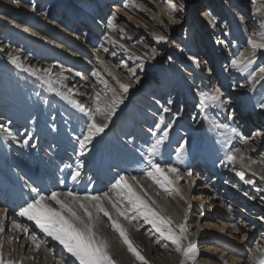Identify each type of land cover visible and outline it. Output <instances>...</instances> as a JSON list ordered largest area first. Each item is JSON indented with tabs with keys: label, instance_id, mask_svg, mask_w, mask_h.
Returning a JSON list of instances; mask_svg holds the SVG:
<instances>
[{
	"label": "bare ground",
	"instance_id": "bare-ground-1",
	"mask_svg": "<svg viewBox=\"0 0 264 264\" xmlns=\"http://www.w3.org/2000/svg\"><path fill=\"white\" fill-rule=\"evenodd\" d=\"M59 1L61 0H19L18 3L14 0H1L0 2V12L9 14L15 19L8 22L0 14V49H2L0 51V64L13 68L12 73L9 71L2 73L0 70V114H6V116L0 117V126L8 127L16 137L14 140L12 138L5 139L6 134L0 131V210L6 211L7 215L4 221L5 231L0 233V242L3 244L2 251L5 261L12 260L15 264H65L70 259L67 253L63 252L62 248L50 237H45L33 222L15 217V211L33 196L30 191L31 188L35 187L45 194L51 191L71 190L80 196L86 194L102 195L107 192L113 199H116V191L112 189V183H114L117 175H125L137 177L138 184H133L134 190L160 216L171 220L173 226L186 223L188 238L196 244L198 249V256L195 261H189V264H248V261L245 263L243 258L248 256L246 251L251 248L246 245L244 250H240L239 248L242 247H240L239 239H234L233 234L228 233L230 231L225 234L226 228L222 227L221 224L218 226L211 225L205 218L212 208H216L221 211L220 218L222 215L227 222L233 224V231L243 233L249 223L253 224L255 228L258 227V224H262L264 227V219H261L264 217V200L261 199L264 197V180L261 179L264 176V149L263 146L259 147L260 140L264 137V117L260 115L262 110L257 107L258 103L264 102V95L260 98L259 93V90L264 87V74L257 71L259 67H264V49L256 51L254 63L244 72L231 66V60L239 53H243V58L251 56L252 49L248 45L249 39L256 43H264V37L261 35L264 29L260 28L261 21H264V0H255V3L253 0H219L224 9H222L224 13L223 23L219 20L221 15L214 14L213 10L209 8L210 6L201 13L200 19L209 42L212 43L214 37L220 36L216 41L217 44L212 47L214 49L212 52L219 63L217 69L222 75L220 80L222 85L220 86L225 84L229 87V97L225 100L226 104L223 109L211 105L204 110L199 108L201 126L196 120H188L185 116L173 115L172 111L169 113L162 112L161 106L172 108L173 105L170 98L165 97L164 99L163 91L171 92L173 94L171 96L175 97L182 95V99H187L188 104L191 99H196L199 102L195 95L197 88L205 91H214L218 88L212 87V83H209L208 80L203 82L201 78H198L197 83L186 82L188 87L183 88L181 85L178 86L179 79L172 72H169L165 75L166 77L161 78L164 82L157 88L156 99L154 97L147 98L143 95L139 98L141 99L139 100L140 103L145 101L144 105L147 106L145 108L135 106L134 103L131 106L130 101L136 96L135 89L132 87L124 104L118 109L117 115L109 123V127L90 146L92 151L83 157H79L83 161L84 167L81 170L82 174L78 183H73L68 178L71 169L65 168V165L75 167L78 145L74 137L81 135L86 117L67 101L61 99L54 92H50L46 85L15 69L8 61L9 54L19 56L22 63L33 68H50L52 70L50 78L54 81V86L62 92L71 89L74 94L72 99L84 104L85 107L95 108V95L99 93L102 98L101 107H103L104 102L111 99L113 90L117 95H120L119 83H130L128 75L139 62H134L129 59V56L134 55L147 59L151 54L153 55L152 44L143 40L137 32H131L129 25H126L125 20L122 21L121 18H124L126 14L130 22L134 23L135 20L132 16L134 15L141 21L150 24L153 34H155L153 31L158 34L166 33L167 38L170 37V28L159 13L156 15L151 13V9L145 5L143 0H121L120 4H113L111 6L113 13L110 14L109 12L111 17L113 15L116 17L112 28L107 25L108 19L98 21L103 18L106 4L100 0H72L74 9L71 11L64 10L62 13L66 15L64 17L66 18L65 23L59 24V19L57 21L54 18L57 10L53 11V7ZM156 1H158L159 12L168 16L176 14L169 13L168 4L171 3L169 0L166 3H162L164 0ZM99 3L102 4V7ZM185 3L189 4L188 1ZM9 5H12V8ZM32 5L36 7L41 5L40 14H33ZM90 11L92 12L91 17H95V20H92V24H84L85 26L90 25L89 31L82 33L80 28L84 26L83 21L78 19L77 15L82 14L87 17L86 13ZM75 17L77 18L76 22L69 23V18ZM209 19L213 20L215 27L208 22ZM241 19L251 22L249 33H238L237 24L242 21ZM27 22L31 23L32 26L25 24ZM93 22L99 29L97 27L95 29ZM74 24L75 28L72 27ZM221 28L225 31L224 34L220 31ZM99 32L102 35L100 41ZM41 34H47L49 38H43ZM228 36L229 38H227ZM231 36L234 37L235 44L229 49L230 62L225 63V54L222 55L224 52L220 50L219 46L225 44L231 39ZM236 36H240V38L236 39ZM8 41L10 42L7 43ZM112 41L116 43L113 44ZM16 42L20 44L18 49L13 44ZM121 44L124 45L127 52L119 47ZM143 51L147 52V55ZM159 54L158 51L155 52L156 57ZM162 54H160L161 57ZM160 56L158 60L161 58ZM97 57L103 60L104 64L97 63ZM105 58L109 61H105ZM116 60L119 61L118 67L113 63ZM156 63L145 64L148 76L156 72ZM118 68L122 69V73L126 72L122 78V73L117 71ZM89 69L93 70L91 77L88 76ZM253 71H256V81L258 82H250L245 79ZM76 72L81 73V76H76ZM61 75L64 77L63 83L57 79ZM105 83L107 88H105ZM255 84L257 85L256 90L254 89L255 91L252 92V87ZM233 96L234 100L236 98L237 101H232L233 98L231 99V97ZM169 101L172 102L171 105H169ZM245 102L253 105L252 108H254L253 111L256 116L254 118H261L255 123L257 126L263 127L255 133L258 141L254 144H250L244 137L245 135H242L247 133L248 129L244 133L239 132L238 136L232 135L224 129H218L214 126L207 116L209 115L207 112L214 111L226 118L228 108H235L237 105L241 107ZM14 107L21 109L22 112L31 108L36 110L34 118L31 120L32 123H30L31 131H21L22 127L15 126L13 122L9 123V120L14 116ZM137 111L143 112L144 115L139 116ZM126 114L132 116L129 118L132 119L129 126L135 131V139L130 135L120 133V126H117L124 118L123 116H129ZM160 115H164L166 123H172L169 137L162 148L166 149V146H171L170 150L172 149L173 153L171 156H167L171 157V162L169 159L168 162L164 158L162 159V156L157 157V159L162 165L172 164L178 167L181 174V179L172 185L171 195L144 175L145 166L140 154L146 149V145L143 144L152 141L151 132L155 130L159 134V130L155 129V124ZM8 117L9 119L6 121L5 119ZM19 117H21V113ZM46 119L50 120L46 122ZM97 119L99 122L100 118ZM230 123L233 126L237 121L235 123L231 120ZM163 127L164 125H161V128ZM33 131H36L35 136L32 134ZM171 131H181L183 138L181 134H178L180 136L171 135ZM222 132L224 137L231 136L230 149H240L236 153L238 162L235 164L224 161V150L221 144V140L224 138L221 136ZM204 133H206L204 141L209 138L208 145H210L213 154L211 152V156H209L204 152L199 158L197 144L203 139ZM29 134H31L29 141L32 140L35 144L39 143L43 139L42 137L55 140V143L59 145V150L54 149L58 153L63 148L67 149L68 152H71L70 156L65 154L61 158L59 156L56 159L47 158L45 155L40 154V156L34 152L32 146L28 150L29 153L25 154L24 151L28 145H24L23 141L28 139ZM173 137L176 138L170 144L169 140ZM141 139L143 140L140 141ZM185 139L188 141V145L182 159L186 158L187 160L182 164V159H176L175 150ZM245 141L247 142L245 143ZM49 144L52 147L51 142ZM205 151H208V146ZM164 152L166 155V151ZM239 157H243V161H240ZM88 164H90L89 168H87ZM193 167L198 170L193 171ZM207 167H209L208 170ZM188 171L192 173L190 177L186 175ZM237 172L244 174L243 180L240 179ZM171 178L169 176V179ZM61 179H63V183H61ZM210 179L214 180V183H211ZM246 180H252L253 183L247 184L245 183ZM145 192L147 193L146 196L144 195ZM197 196L198 198H196ZM105 204L107 207H111L106 202ZM195 204L198 206V210L207 214L203 218L207 223L202 228L199 225L194 228L189 224ZM133 214L130 213V215ZM14 218L28 227V235L12 227L11 222ZM241 219L244 224L239 226L238 222ZM123 223L128 229L130 238L134 241L135 246L141 250V254L148 261V264H180L181 256L175 251V246L168 241L160 240L159 234L152 230L151 225L145 224L142 219L135 220L132 224H128L127 221H123ZM201 230L204 236L202 240V237L198 236L199 231L201 234ZM254 230L252 228L250 234ZM100 232L110 240L111 252L117 264H140L127 251L126 246L121 243L118 234L108 226L106 217H102ZM32 234H35L39 240L45 241L39 251H36L34 244L29 239ZM205 238L207 239L206 245L198 248L200 242ZM248 238L249 236H247ZM158 240L159 243H157ZM164 244L168 246L163 247ZM257 248H259V252L256 251ZM252 250L256 255L264 254V242Z\"/></svg>",
	"mask_w": 264,
	"mask_h": 264
},
{
	"label": "snow or ice",
	"instance_id": "snow-or-ice-1",
	"mask_svg": "<svg viewBox=\"0 0 264 264\" xmlns=\"http://www.w3.org/2000/svg\"><path fill=\"white\" fill-rule=\"evenodd\" d=\"M18 3L19 0H14ZM255 3V0H253ZM127 7V5H125ZM187 7L185 0H178L177 2L169 3V13H176L178 10L182 11ZM32 10H36V6L32 5ZM170 19H178L170 15ZM116 19L115 15L110 17L107 21L109 28L113 27V22ZM215 27L212 19L208 21ZM19 27V25H17ZM260 28L264 29V21H261ZM27 31V29H25ZM264 37V32L261 33ZM157 42H167V38L163 35L153 37ZM115 44V41H112ZM248 45L252 49V54L248 58H243V53H239L231 60V66L241 72L247 70L253 63L258 49H264V43H256L252 39L248 40ZM121 49L127 52L124 45H119ZM2 51V49H0ZM155 58V50L153 49L152 59ZM134 62L138 61L136 67L132 68L128 79L129 84L119 83L120 95L113 90L111 99L104 102L101 107V96L99 93L95 95V108L85 107L84 104L72 99L74 95L71 89L66 92L60 91L59 88L54 86V81L51 77V69L33 68L30 65H25L21 62L19 56H12L9 54V63L17 69L19 72L26 73L28 76L34 77L37 81L46 85L50 92H54L61 99L71 104L79 113L86 117V122L81 129V135L74 137L77 142V159L75 167L72 165H65V168L71 169L69 172V179L73 183H78L81 177V170L84 167L83 161L79 157L85 156L92 151L90 147L93 145L94 140L100 137L105 130L109 127V123L113 117L117 115V111L121 105L124 104L125 98L128 96L130 89L134 86L142 84V78L137 74V69L145 73V78H148L147 69L145 68V60L140 56H129ZM189 59H194L189 57ZM97 63L104 64V61L97 57ZM260 74H264V67H259L257 70ZM76 76H81V73L76 72ZM95 75V73H94ZM111 75V73H109ZM58 80L63 83L64 77L58 76ZM250 82L256 81V71H253L249 75ZM105 88L107 84L105 83ZM195 95L198 97V108L204 110L207 106L211 105L215 108H224L226 101L222 100V93L219 88L214 91H205L196 89ZM171 105V101L168 102ZM163 113H169L171 108L168 106H161ZM257 107L264 111V102L258 103ZM175 115V114H173ZM100 118L98 122L97 118ZM235 112H229L227 119L233 120ZM35 121L33 120V123ZM174 123V121H173ZM161 125H164L161 128ZM218 129H224L227 133L232 135H239L237 127L230 126L228 123L217 124ZM172 128V123H166L164 115L159 116L158 122L155 124V129L152 131V142L144 149L140 154L144 164V175L156 182L166 193L172 194L174 185L181 179L180 169L172 164H161L157 157L161 156L162 146L169 137V131ZM0 131L6 134L5 139L16 138L13 132L7 128L0 126ZM55 131V128H53ZM224 137V133H221ZM31 139L29 134L28 139L23 141L24 145H27ZM247 141H245L246 143ZM231 136L224 137L221 140V144L224 150V161L235 164L238 162L236 153L240 151L239 148L230 149ZM188 141L185 139L181 142L176 150L175 156L177 160H181L187 151ZM35 147V144L32 145ZM243 157H239L240 161H243ZM63 171V169H61ZM187 176H191L192 173L188 171ZM240 179H244L242 172H237ZM169 176L172 178L169 179ZM264 180V176L261 177ZM61 179V183H63ZM138 184L136 176L117 175L112 183V189L116 191V199H113L109 193L105 192L102 195L86 194L80 196L75 192L68 191H51L50 193H43L37 188L33 187L30 191L33 196L22 204L17 211H15V217L24 218L27 221L34 223L35 227L39 229L45 237H50L55 241L70 258L65 264H117L114 259L111 248L112 244L110 240L101 234L100 225L102 217H106L108 226L111 230L118 234L121 243L126 246L127 251L135 258L140 264H148V261L141 254V250L135 246L134 241L130 238L128 229L125 227L123 221H127L128 224H132L133 221L142 219L145 224L151 225L152 230L159 234L160 240L168 241L175 246V251L181 256L180 264H189V261L194 262L198 256V249L195 243L191 242L188 238L186 223L173 226L171 220L160 216L149 203L143 199L134 190L133 184ZM245 183L252 184V180H246ZM143 191V189H142ZM146 196L147 193L145 192ZM264 200V197L261 198ZM110 205L111 207H107ZM154 203V201H153ZM191 208V205H189ZM130 213H134L130 215ZM7 218L6 211L0 210V233L5 231L4 221ZM264 219V217H261ZM12 227L22 231L25 235H28L29 229L26 225L18 222L15 218L11 222ZM139 231V228H137ZM29 239L35 246L36 251H39L41 246L45 243L43 240H39L35 234L29 236ZM247 239V236H244ZM187 241V243H185ZM159 243V240L157 241ZM167 247V244L162 245ZM3 244L0 242V264H15L14 261H5L2 251ZM259 252V248L256 250ZM248 264H264V254L256 255L252 249H249V255L247 257Z\"/></svg>",
	"mask_w": 264,
	"mask_h": 264
},
{
	"label": "rangeland",
	"instance_id": "rangeland-1",
	"mask_svg": "<svg viewBox=\"0 0 264 264\" xmlns=\"http://www.w3.org/2000/svg\"><path fill=\"white\" fill-rule=\"evenodd\" d=\"M100 1L103 2V4H106L107 10H106V7L105 8L103 7L104 8L103 18L98 20V21L109 19V18L104 19V16L106 17V15H107L109 17L110 16L109 12H110V14L113 13L111 6L113 4H116V3L120 4L119 2L121 0H100ZM167 1L168 0H164L162 3H166ZM169 1L171 3H173V2L178 3V0H169ZM187 1L189 2V4H186L187 7H185L182 11L178 10L176 12V14L173 15V17H176L178 19H170L169 18L170 16L159 12V9L157 8L158 1H156V0H143L145 5L149 6V8L151 9V13H153L155 15L159 13L160 16L163 17V20L165 21V23L170 28V31H169L170 37L169 38H167L165 36L166 33L158 34L156 31H153V32H155L156 35L153 34L150 24L141 21L140 19L136 18L134 15H132L134 20H135L134 23L130 22L129 17L126 14L124 15V18H121L122 21L125 20L126 25H129L131 32H137V34L140 35V37L143 38V40L150 42L152 44L151 47L155 50V52L158 51L160 54L163 53L162 57L159 54L157 57L155 56V58L152 59L153 55L151 54L150 57H147V59H144L145 61H147V63H145L146 65L154 64V62H157L155 65L156 66V68H155L156 72H153L146 79L145 73H142L140 70L137 71V74L140 75L142 78V84L133 87V89H135L136 96L130 101L132 103L131 106L134 103L135 106L138 105V107L140 106L141 108L147 107L146 105H144L145 101L142 103H140V101H139V100H141L139 98L142 95L144 97H147V98L154 97L156 99V97L158 95V93L156 95L157 88L164 82L163 79H161V78H163L169 72H172V74L179 79V83H178L179 85L178 86L181 85V87H183V88H185L186 86L188 87L186 82L193 81L194 83H197L198 78H201L203 82L205 80H208L209 83L211 82L212 87H214V88L218 87L220 89L221 93L223 94L222 99L224 101L226 99H228V97H229V89L228 88L229 87L226 86L225 84H224V86H220V85H222V82H220L222 75H221V73H219V71L217 69V67H219V63L216 60L214 53L212 52L214 50V49H212V47L215 44H217L216 41L218 40V38H220V36L214 37L213 42L210 43L208 40L206 31H204L202 21L200 19L201 13L203 11H205L210 6L209 8H211V10H213L214 14L221 15V18L219 20L223 23L224 13L222 11L223 8L221 7V3L219 0H185V2H187ZM0 2H1V0H0ZM2 2H4V1H2ZM76 3H78V2H76ZM2 4H4V3H2ZM72 5H73L72 0H64V1L61 0L53 7V11L57 10L55 12L54 18L57 21L59 19V22H58L59 24L63 23L66 20V18H64L66 15H64L65 13H62V12L64 10H68V11L73 10L74 7H72ZM78 5H79V3H78ZM99 5L102 7L101 3H99ZM9 6H11V8H12V5H9ZM85 6H86V4L84 5V7ZM41 9H42L41 5L37 6L36 10L33 11V14H35V15L40 14ZM15 11H17V10H15ZM0 14L2 15L3 19H5L8 22L15 20L9 14H5L4 12H0ZM88 14H89V16H88ZM91 14H92V12L90 11V12L86 13L87 17H85L82 14H78L77 16H78V19L83 21V25L88 24V23L92 24V20H95V17H91ZM123 14H120V15H123ZM76 17L75 18H69V20H70V21L68 20L69 23L70 22L75 23L77 20ZM247 21H248V18H247ZM247 21L242 20V21H240V23L237 24V31L239 34L240 33L244 34V32L246 34V33L250 32L251 22H247ZM25 24H30L32 26V24L29 22H27ZM95 24L93 22L95 29H97L98 27ZM89 26L88 25L87 26H85V25L81 26V28H80L81 32L87 33L89 31V29H88ZM72 27L75 28L76 27L75 24ZM222 29L223 28H221L220 31L224 34L225 31ZM186 30H187V33H186ZM98 34H99V41H100V39H101L100 37L102 36L101 32H99ZM157 35L165 36L167 38V42H157L153 38L154 36H157ZM41 36L43 38H49L48 37L49 35H47V34L46 35L41 34ZM221 36H222V34H221ZM227 38H229V36ZM238 38H240V36H236V39H238ZM233 39H234V37L232 38V36H231V39H229L227 42H225V44H223V45L221 44L219 46V48H221L220 50H222L224 52V53H222V55L225 54V57H224L225 63H227L228 61L230 62L229 49L231 48V46H234V44H235L234 43L235 40H233ZM11 41H12V39H11ZM9 42L10 41H8L7 43H9ZM13 44L15 45V47L17 49L20 46V44L18 42L13 43ZM144 53H146V55H147V52H144ZM44 56H46V55H44ZM159 56L161 58L158 60ZM190 56L193 57L194 59H189ZM105 59H106L105 61H107V62L109 61L107 58H105ZM113 63H115V65L118 67V64H119L118 60L114 61ZM0 65H1L0 70L2 73H5L6 71H9L11 73L13 72V68L5 67L3 64H0ZM117 71H118V73H122V69L118 68ZM92 72H93V70L89 69V73H88L89 77H91ZM235 72H236V70H235ZM125 73L121 74V78L123 77V75ZM245 79L247 81H249L248 75L246 76ZM256 87H257V85L255 84L252 87V92H254L256 90ZM146 89H147V92L145 91ZM259 91H260L259 93H260V98H261L264 95V87H262ZM163 92H164V99H165V97H167V98H170L173 102V105L171 108V111L173 114L185 116L186 119H188V120H194V121L196 120V122L199 123L200 126L202 125V123H200L201 111L198 108L199 102L196 99L189 100V103H188L189 105H188L187 104L188 100L187 99L184 100V98L182 99V95L175 97V96H171V95H173L171 92H167V91H163ZM159 95H161V93H159ZM232 98H233V100H232L233 102L237 101L236 98L234 100V96L231 97V99ZM159 99L161 101H163L161 97H159ZM150 105H152V103H150ZM252 107H253L252 104H248L247 102H245L243 104V106L239 107L237 105L235 108L230 107V108H228V111H227V116H228L229 112H232V111L235 112V117H234L233 121H235V123L237 121V123L233 124V126L237 127V129L239 130L240 133H244L248 129V132L244 133L242 135H245L244 137L247 138L246 140L249 141L250 144H254L258 141V139L255 137L256 136L255 133L258 130L263 129V127L261 125L257 126V124L255 123V122H258V119H261V118H259V117H257L256 119L254 118L256 116L254 115V111H253L254 108H252ZM141 108H140V110H142ZM25 110L22 112L21 109L14 107L13 108L14 116L9 120V123L13 122V124L15 126L22 127L21 131H23V130L24 131H31L32 127H30V123H32L31 120L34 118L36 110L33 108L25 109ZM137 112H138L139 116L144 115L143 112L141 113V111H137ZM20 113H21V117H19ZM140 114H142V115H140ZM207 114H209L207 116L211 119L212 124H214V126H216L217 124H221V123H228V124H230V126H232L230 121L229 120L227 121V116H226V118H224L225 116H223L222 114L216 113L214 111L207 112ZM126 115H129V116H123L124 118L121 119L120 124L117 126L118 127L120 126L119 127V131H121L120 133L127 134L128 136L130 135L135 139V137H136L135 131H133V128L129 126L130 121H132V119H129V118H131L132 116L130 114H126ZM215 115H217V116L215 117ZM260 115H263V117H264V111L260 112ZM1 116H6V114L2 113V114H0V117ZM8 119H9V117L6 118L5 120L7 121ZM20 119H23V120H20ZM47 120L49 121L50 119H46V122H47ZM127 120H128V124H127ZM224 120H226V121H224ZM20 121H21V123H20ZM1 126H3V125H1ZM117 126H116V128H117ZM116 128H115V130H116ZM35 132L36 131H33V133H32L33 136L36 135ZM178 134H181L182 135L181 137L183 138V134L181 133V131H175V132L171 131V135L180 136ZM205 136H206V133L203 134V139H201L197 144V152H198V156H200L199 158H201V156L204 154V152H205V154L211 156L210 154L212 151L210 150V145H208L209 138H207V140L204 141ZM42 138L43 139H41L39 141V143H37V144H35L32 140H30L29 143L27 144L28 147L25 149L24 153L25 154L29 153L28 150L31 148L30 146L35 144V147L33 149L34 152H37L39 155L40 154L45 155V157H47V158L51 157L53 159H56L58 156L61 158L65 154L70 156L71 152H68L67 149L63 148L60 153H58V151H56L54 149V148H56L57 150H59V145H57V143H55L56 142L55 140H52V139L48 140L47 137L46 138L42 137ZM174 138H176V137H173L169 140L170 144L173 143ZM143 139H141L140 141H142ZM236 141H238V138H236ZM49 142H51L53 148L50 146ZM151 142H152L151 140H150V142L148 141L149 144ZM202 142H204V143L202 144ZM148 143H145L143 145L148 146L149 145ZM146 146H145V148H146ZM207 146H208V151H205ZM261 146H263V149H264V137L260 140L259 147H261ZM170 148H171V146H166V149L165 148L161 149L162 159L164 158V160H166L167 162H168V159L170 162L172 161L171 157H167L168 155L171 156V154L173 153V150L172 149L170 150ZM164 151H166V155H165ZM212 154H213V152H212ZM185 160H187V159L186 158L182 159L181 163L184 164L186 162ZM71 161H73V160L71 159ZM181 163H180V165H181ZM89 165L90 164L87 165V168H89L88 167ZM190 165L192 166L191 162H190ZM199 165H202V164L199 163ZM195 169L196 168L193 167V171ZM204 169H205V167H204ZM206 169L208 170L209 167H207ZM196 170H198V169H196ZM209 181H211V183L212 182L214 183V180L210 179ZM195 193H197V191H195ZM196 198H198V196ZM194 207L195 208L191 212V217H190V221H189V224L192 227L196 228V226L199 225L202 228L204 226V224H206L207 222L211 225H214V226H218L221 224L222 227L226 228L225 234L228 231H230L228 233L233 234L234 239H237V240L239 239V241L241 243L240 247H242V248H239L240 250H244V247L246 245H248L251 249H256L257 245H260V244H262V242H264V227L262 226V224L259 225L257 223L258 227L255 228V226L253 224L249 223L248 226L243 230V233H241L238 231H233V224L227 222V220L224 219L222 217V215H221V218L219 217V214L221 213L220 210H217L216 208H212L211 211H209L208 216H206V218H205V220L208 219V221L206 222L203 220V218L207 214L206 213L203 214L201 212V210H198V206L196 204ZM257 220H258V218H257ZM243 224H244V221H242V219L239 220L238 225L241 226ZM252 228H253V230L255 228V230L253 231L252 234H250V231L252 230ZM202 230H201V234H200V231L198 233V236L202 237L201 240L204 239V236L202 234ZM245 235L249 236V238L247 240L244 239ZM206 243H207V239L205 238V240L200 242V245L198 246V248L203 247L204 245H206ZM246 253L249 255V249H247ZM247 257L243 258L245 263L248 261Z\"/></svg>",
	"mask_w": 264,
	"mask_h": 264
}]
</instances>
